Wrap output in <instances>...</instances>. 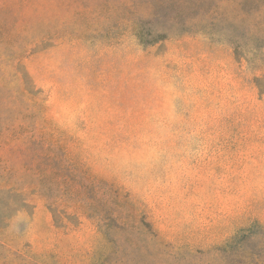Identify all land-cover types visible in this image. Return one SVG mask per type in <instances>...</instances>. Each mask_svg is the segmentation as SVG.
I'll return each instance as SVG.
<instances>
[{
  "label": "rangeland",
  "instance_id": "1",
  "mask_svg": "<svg viewBox=\"0 0 264 264\" xmlns=\"http://www.w3.org/2000/svg\"><path fill=\"white\" fill-rule=\"evenodd\" d=\"M0 264H264V0H0Z\"/></svg>",
  "mask_w": 264,
  "mask_h": 264
},
{
  "label": "trees",
  "instance_id": "2",
  "mask_svg": "<svg viewBox=\"0 0 264 264\" xmlns=\"http://www.w3.org/2000/svg\"><path fill=\"white\" fill-rule=\"evenodd\" d=\"M166 35H167V33L164 32L159 38H165ZM141 38H142V35H141ZM241 238L242 237H240V236L233 238L230 242H228L227 244H225V246L223 248V251L227 252L230 249L232 250L235 247H238V243L241 240Z\"/></svg>",
  "mask_w": 264,
  "mask_h": 264
}]
</instances>
